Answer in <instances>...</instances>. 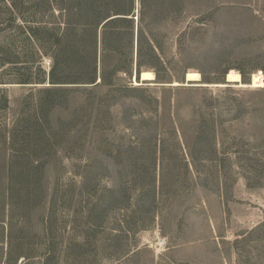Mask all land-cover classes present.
<instances>
[{
	"label": "rangeland",
	"instance_id": "374dc122",
	"mask_svg": "<svg viewBox=\"0 0 264 264\" xmlns=\"http://www.w3.org/2000/svg\"><path fill=\"white\" fill-rule=\"evenodd\" d=\"M9 1L0 264H264V87L203 85L264 77V0H134L96 49L81 0ZM68 21L72 59H54Z\"/></svg>",
	"mask_w": 264,
	"mask_h": 264
},
{
	"label": "trees",
	"instance_id": "16d2710c",
	"mask_svg": "<svg viewBox=\"0 0 264 264\" xmlns=\"http://www.w3.org/2000/svg\"><path fill=\"white\" fill-rule=\"evenodd\" d=\"M16 1L17 0H10L9 1V4H10L12 10L15 9V7L17 5ZM127 1H128L127 6L123 8L124 12L118 13V12H115V10L107 9L105 6L106 4L102 5L100 0H81V2H84L86 12L90 15V17L97 19V20H95L93 27H92V25L87 27V30H91V32H89L87 34L84 33L86 38H88V40L90 41L91 45H93V49H96V45L98 42L96 30L101 23H103L102 24V27H103L102 45L106 47L107 43H105V42L107 40V36L108 35L113 36V35L118 34V32H115V31H110L107 33L106 29L109 28V26H111L112 24H114L120 20L131 21V18H128L126 16H124V17L117 16L118 14H124V15L130 14V12L132 11V8H133V1L134 0H127ZM65 9H67V6H65ZM111 11H112V14H114V15L110 14ZM35 28L37 30L39 28H44V27L37 26ZM35 28L34 29L30 28V32H32L34 37L37 38V36L35 34V32H36ZM45 30L47 33H50V30H48V29H45ZM76 35H77V32L74 31V28L71 25V21L70 22L68 21L66 23L65 29H63V31L59 35V37L56 36L55 39L53 40L54 45H55L54 52H53L54 53V55H53L54 59H56L60 53L64 54L68 61L72 59L71 51L73 48V46H72L73 41L76 40ZM94 51H96V50H94ZM54 65H56V64H54ZM54 68H55V66H53V68L50 72V76H49L50 82L51 83H62V82H64L65 79L55 77V75L53 73ZM95 71H96V68L93 67L91 69V71L88 72L87 78H85L84 80H87L88 82H94L95 81ZM240 73L242 76V81L244 83L248 82L246 75L242 71H240ZM138 74H139V71L137 70L136 75L138 76ZM31 80L32 79L29 77H23V78H20L18 81L20 83H32L33 81H31ZM44 80H45V78L43 77L41 80H36L34 82H44ZM1 102H2L1 107H3V108L7 107V99L5 97L2 98Z\"/></svg>",
	"mask_w": 264,
	"mask_h": 264
},
{
	"label": "bare ground",
	"instance_id": "6f19581e",
	"mask_svg": "<svg viewBox=\"0 0 264 264\" xmlns=\"http://www.w3.org/2000/svg\"><path fill=\"white\" fill-rule=\"evenodd\" d=\"M240 72H238L237 70H229L226 73V77L228 78V80L230 82L235 83V85L238 86H245V84H240ZM139 77L142 81H155L156 80V76L152 71L149 70H143L140 72ZM185 78L187 80V82L190 81H195V82H199L201 80V75L199 72L194 71V70H190L188 72L185 73ZM252 78V83L250 85V87H264V82H263V74L260 71L254 72L251 75ZM135 83H137V80H135ZM173 84H179L178 82H174Z\"/></svg>",
	"mask_w": 264,
	"mask_h": 264
},
{
	"label": "water",
	"instance_id": "95a60500",
	"mask_svg": "<svg viewBox=\"0 0 264 264\" xmlns=\"http://www.w3.org/2000/svg\"><path fill=\"white\" fill-rule=\"evenodd\" d=\"M241 76V75H240ZM263 82H264V77H263ZM230 83V81L228 80V78L226 77L225 75V81L224 82H220V83H213V84H203L205 86H217V87H223V86H228V84ZM240 84H245V86H242V87H250L252 83V78L250 77L249 81L244 83L242 81V77H240ZM181 85H188V82L187 80L185 82H182V83H179L177 86H181Z\"/></svg>",
	"mask_w": 264,
	"mask_h": 264
}]
</instances>
